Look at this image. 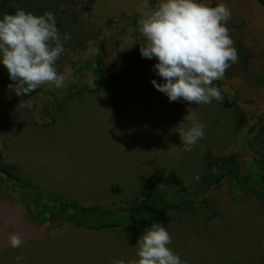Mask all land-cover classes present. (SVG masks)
<instances>
[{"label":"rangeland","instance_id":"1","mask_svg":"<svg viewBox=\"0 0 264 264\" xmlns=\"http://www.w3.org/2000/svg\"><path fill=\"white\" fill-rule=\"evenodd\" d=\"M35 1L37 6L52 7L60 29L48 35L36 30L38 42L30 44L22 38L18 52L0 47V140L4 142L0 149L6 157H18L27 178L37 176L39 188H47L43 194L64 195L85 206L131 205L147 195L150 180L166 195L171 170L194 191L169 200L172 228L165 237L148 232L143 241L127 245L122 229L126 219L122 221L124 215L115 212L112 219L119 225L89 242L73 239L68 232L49 239L47 234L35 237V232L0 231V264H264V200L260 196L264 190L249 160L258 154L246 137L253 119L251 108L235 103L222 109L223 101L233 100V90L221 82L222 73L205 68L212 63L205 37L182 31L198 17L209 20L219 9L242 15L243 28L251 32L253 41L264 42V0H156L154 7L145 6L147 0ZM143 6L137 27L150 39L163 42L161 48L169 47L178 68L158 75L144 64L130 83L118 89H95L90 71L97 52L103 46L112 57L117 48L132 56L139 37L128 17ZM162 14L168 17L164 28H160ZM51 35L62 44L72 41L83 46L66 48L60 57L56 47L46 50L39 42L53 40ZM12 39L20 41L19 36ZM226 49L231 53L227 64L233 57L244 61L249 56L246 51ZM112 57L106 61L112 62ZM33 68L41 70V79H26L30 87L56 91V101L47 93L27 95L29 88L21 74ZM263 77L253 74L252 79L259 82ZM73 83L85 95L81 102H67L65 89ZM184 102L187 108L180 117L170 116L171 109ZM214 121L218 126L212 125ZM205 140L219 156L242 155L243 191L227 183L196 189L211 176ZM0 205L8 211L17 207L22 220L32 221L35 214L29 191L6 184L2 176ZM59 212L56 207L55 214L44 215L52 234L65 225ZM214 212L218 215L212 221ZM257 225L261 230L256 231ZM17 236L27 239L16 248L10 243Z\"/></svg>","mask_w":264,"mask_h":264},{"label":"trees","instance_id":"2","mask_svg":"<svg viewBox=\"0 0 264 264\" xmlns=\"http://www.w3.org/2000/svg\"><path fill=\"white\" fill-rule=\"evenodd\" d=\"M155 1L147 0L145 6L154 7ZM38 3L35 0H0V47L3 45L4 50L8 53L18 52L17 49L20 47L22 38L23 41L30 44L38 42L37 38H35L36 30H41L47 35L49 32L58 33L60 26L53 17L54 11H52V7L47 5L48 9L41 5L37 6ZM214 4L218 5L217 2H214ZM57 5L59 4L57 3ZM85 8L88 9L89 6H85ZM144 8L143 6L139 11L128 17L132 22L134 34L139 37L133 47L134 54L132 56L117 48L114 50L112 57L110 55L111 51L108 54L105 47H100L96 54L94 68L90 71L93 76L95 89L100 91L118 89L130 83L136 74L142 72L144 64L150 65L153 70L159 73L158 75L170 69L173 70L174 67L178 68L179 64L170 57L172 55L171 49L169 47L161 48L159 44L163 42L150 39V37L142 34L137 27V19ZM159 18L162 23L160 28L167 26L168 17L162 14ZM242 18V15H235L231 11L221 12L218 9L213 16L208 18L209 20L204 17H198L196 18V23L182 27V31L187 35H202L205 37V42L210 49L212 57V63L206 64L205 68L215 73L217 71L222 73L221 82L228 84L233 90V100L231 102L223 101L221 103L222 109L223 107L225 109L230 108L235 103H242L247 109L251 108L249 110L252 112L253 119L247 129L246 137H250L249 147L258 154V158L250 157L249 160L256 167V180L264 190V95H261V93H264V77L259 82L252 79L253 74L256 76L264 74V42L262 40L253 41L251 32H247L243 28ZM55 35H51L53 40L42 38L39 42L46 50L56 47L60 57L65 54L66 48L74 50L83 46L82 43L78 46L77 42L72 41L62 44L63 41L60 42ZM14 36H19L20 41L18 39L13 40L12 37ZM226 48L232 49L234 53L246 51L249 56L244 61L242 58L233 57L231 63L227 64L231 53ZM107 56L113 58L112 62L106 61ZM39 60L38 58L35 59L38 65L36 67L41 66ZM40 72L41 70L33 68L21 74L23 84L29 88L27 95L30 96L38 92L47 93L52 97L53 101H56V91L50 92L40 86L31 88L29 82L26 81V79L30 80L33 78H37L40 81ZM248 73H251V78L247 76ZM212 82L220 84V81L217 80ZM78 86V83H73L65 89V92L69 94L67 102H81L84 100L85 95L79 91ZM147 104L150 105L149 102ZM186 104L184 102L182 105H178L177 108L171 109L170 116L179 118L180 113L183 112L184 108H187ZM212 125L218 126V121L212 122ZM1 142H3L2 139L0 144ZM205 142V159L208 168L211 170V176L203 187H197L196 189L227 183L229 185L232 184V186L236 185L238 191H243V178L239 175V164L242 155L235 153L219 156L218 152H215L216 149L214 150L207 140ZM6 145L9 146L8 144ZM25 174L27 172L22 171L18 157L9 159L0 149V176L3 177L6 184L14 183L27 189L29 191V199L36 205L34 217L31 218L32 221L19 219L17 207L14 209L10 207L12 210L8 211L7 206L0 205V231H10L11 233L24 231L31 234L35 232V237L48 235L49 239L68 232L73 239L76 238L83 242L94 240L96 236L98 237L101 233L106 235L108 229L111 231L110 228L119 225L112 219L115 212L124 215L120 218L122 221L126 219L122 229L124 241L127 245L138 244L148 232L165 237L172 228V209L170 208L169 200L172 197L187 195L194 191V189L185 185L183 179L176 171L171 170L168 172L166 179L168 194L165 195L163 193L155 180H150L147 186V195L142 199L128 206L120 204L112 209H102L98 206H85L73 200L65 199L64 195L43 194L42 190L47 188L45 186L42 189L39 188L40 180L38 177L36 176V179H34L33 175H28V179ZM55 188L51 189L56 190L57 188ZM111 188L116 187L112 186ZM260 196L264 200V192L260 193ZM3 199L8 201L6 197ZM229 200L230 202L233 201L231 198ZM56 207L60 208L61 212H59V215L64 219L65 225L60 232L52 234L45 225L44 215L48 213L50 215L55 214ZM257 211L260 212V210ZM217 215L218 213L214 212L211 217L212 221ZM259 230L261 229L257 225L256 231ZM181 232L182 236L186 237V234H183L185 232L184 229ZM17 237L10 243L11 246L16 248L27 239L23 240V238L19 239L21 236ZM184 239H181V241H184ZM196 240L200 241V239ZM251 252L253 254L255 250L253 249Z\"/></svg>","mask_w":264,"mask_h":264}]
</instances>
